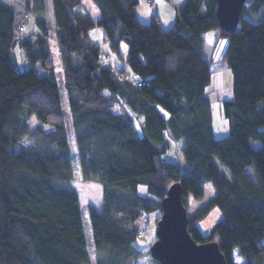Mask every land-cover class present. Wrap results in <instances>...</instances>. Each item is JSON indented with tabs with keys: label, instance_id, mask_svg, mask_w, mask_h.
I'll return each instance as SVG.
<instances>
[{
	"label": "trees",
	"instance_id": "1",
	"mask_svg": "<svg viewBox=\"0 0 264 264\" xmlns=\"http://www.w3.org/2000/svg\"><path fill=\"white\" fill-rule=\"evenodd\" d=\"M21 1L23 17L35 16L38 28L20 38L31 64L23 71L11 55L17 16L0 0V264H91L86 218L70 185L77 171L104 187L102 208L88 207L95 264H137L145 256L160 264L137 240L141 230L147 233L140 224L161 215L175 183L188 211L206 184L215 189L212 201L188 213L196 242H217L227 264H234L235 250L243 264H264V0H247L236 30L221 27L215 0H183L167 29L157 13L140 21L139 0H93L96 21L80 10L82 0H51L73 144L51 58L46 0ZM96 28L127 67L115 65L96 42ZM215 28L230 38L224 61L233 82L232 99L222 103L229 132L221 139L213 130L204 48L205 32ZM141 118L144 135L137 136ZM166 132L180 144L187 168L162 159L170 149ZM214 209L222 219L204 234L199 224Z\"/></svg>",
	"mask_w": 264,
	"mask_h": 264
},
{
	"label": "rangeland",
	"instance_id": "2",
	"mask_svg": "<svg viewBox=\"0 0 264 264\" xmlns=\"http://www.w3.org/2000/svg\"><path fill=\"white\" fill-rule=\"evenodd\" d=\"M1 1L5 5L10 7L16 13L17 16L16 31L18 36L16 38L17 42L12 49L11 55L16 68L19 71H23L31 67V64L27 60L23 48L20 46V38L22 36L30 37V35H32L37 31L38 28L36 25V17L30 14H29L30 17L29 16L27 17L26 14L25 17H23L22 14L23 10L19 5L12 4L10 1L7 0H1ZM139 2L140 3L136 10H138L137 12L139 13L140 21H142L143 23H148L151 19V16L155 13V12L153 13L152 11L160 10V12L162 11L161 21L162 24H164L165 29L169 28L174 23L177 14L182 7V0H156L155 6L154 4L150 3V0H139ZM45 5H46L45 18L48 21L49 25L54 27L53 15L49 12L47 13V0L45 1ZM80 10H83V7H81ZM203 11L204 10H202V12ZM21 24L22 27H20V30L22 31V33L18 32V26H20ZM52 31H51V37L49 39L51 58L53 59V62L55 64L58 82L61 87L63 105L65 107V124L67 127L69 140L73 144L74 141L72 140L73 132L71 126V116L68 112V104L65 101L66 92L62 87L59 49H58V44L56 43V37L53 35ZM92 35L96 40V42L98 44H101L103 47L104 44L102 38H105V33L100 29L99 31L92 32ZM204 38H205V44H204L205 57L211 63V71H212V82L211 85L208 87L207 91L209 92V96L212 102L211 105H212V113H213V130L215 137L217 139H221L225 137L229 132V125L223 112L222 103L223 100H230L233 97L232 74L224 61V55L227 51L230 38L222 37L220 35V28L208 30L207 32H205ZM123 46L126 45L123 44L122 48ZM106 51L109 50L107 49ZM109 52L114 60H117V62L121 65L123 64V61L121 59H119L111 51ZM36 69L40 76H44V73L39 70L38 66H36ZM115 111L117 113H120V109L118 107L115 108ZM38 123L39 122L34 117L32 120V127H36ZM136 135L137 136L144 135L142 118L139 119L138 122L136 123ZM165 136L170 142V149L168 150L167 153H165L162 156V159L175 163L181 168H187L181 153L180 144L173 141L168 132L165 133ZM253 147L258 149L260 147V144L254 142ZM70 151H71V157L73 163L76 164L77 153L74 145L70 146ZM70 185L75 188L80 198L81 209L83 210L84 216L86 218L84 222V231L87 241V247L91 254V264H95L96 259L94 258L95 255H94V247H93V235H92L91 225L88 222V207L94 206L99 210L102 208L104 187L100 180L84 181L81 177V173L78 171L76 172L75 178L73 181H71ZM204 187H205V194L203 198L197 200L191 199V204L188 211L190 215L195 213L201 207L207 205L215 197L216 192L211 183L206 184ZM139 192L146 193V187L141 186L139 188ZM159 217H161V215L152 213L150 214V223L147 226L145 225L143 226L142 224H140L143 228L147 229V233L144 235V237L137 240V246L140 250L146 251L150 249L152 244L155 242L157 236V223H158L156 219ZM221 219H222L221 212L218 209H214L209 215V217L199 224V227L204 234H207ZM137 264H153V263L149 256H145Z\"/></svg>",
	"mask_w": 264,
	"mask_h": 264
},
{
	"label": "water",
	"instance_id": "3",
	"mask_svg": "<svg viewBox=\"0 0 264 264\" xmlns=\"http://www.w3.org/2000/svg\"><path fill=\"white\" fill-rule=\"evenodd\" d=\"M221 27L240 28L247 0H215ZM161 217L157 236L150 248L151 256L160 264H227L217 242L198 243L188 230V210L183 203V190L173 184L161 201Z\"/></svg>",
	"mask_w": 264,
	"mask_h": 264
},
{
	"label": "crops",
	"instance_id": "4",
	"mask_svg": "<svg viewBox=\"0 0 264 264\" xmlns=\"http://www.w3.org/2000/svg\"><path fill=\"white\" fill-rule=\"evenodd\" d=\"M7 1H10L12 4H17V5H19L22 8L23 2H21L20 0H7ZM150 3L151 4H154V6H155L156 0H150ZM182 5H183V0H182ZM81 7H83V10L82 11L89 13L92 16V18H93L94 21H96L99 18V10L97 9V7L95 6V4L93 3V0H82V6ZM48 12L53 15V6H52V1L51 0H47V13ZM152 12L153 13L154 12L157 13L159 15L160 19H162L161 18L162 11L160 12V10H154ZM137 14H138V17H139V13L138 12H137ZM162 25L164 27V24H162ZM50 27L53 30L52 31L53 32V35L56 37V30L54 29V27H52V26H50ZM99 30H100L99 28H96L94 31H99ZM103 39L104 38H102V40ZM56 43L58 44L57 37H56ZM103 47H104L105 50H107V48L105 47V45ZM122 52H123L124 56L127 55V46H123ZM112 62L115 65L118 64V62L116 60H114L113 58H112ZM121 66L122 67H127L126 63H123ZM233 262H234V264H243L244 263V260L238 256L237 250L233 251Z\"/></svg>",
	"mask_w": 264,
	"mask_h": 264
},
{
	"label": "built area",
	"instance_id": "5",
	"mask_svg": "<svg viewBox=\"0 0 264 264\" xmlns=\"http://www.w3.org/2000/svg\"><path fill=\"white\" fill-rule=\"evenodd\" d=\"M28 17V16H27ZM105 57L107 58V59H111V56H110V54H105ZM112 70L113 71H117V69L115 68V67H113L112 68ZM118 73V75L123 79V80H128L130 77L128 76V74L126 73V72H124V73H120V72H117ZM133 80H135V79H133ZM136 81V80H135ZM144 83H140V81H137L136 82V85L138 86V87H141L142 85H143ZM149 221V219L145 216V219H144V222H148ZM144 235H145V231L144 230H141L140 232H139V238H143L144 237Z\"/></svg>",
	"mask_w": 264,
	"mask_h": 264
}]
</instances>
